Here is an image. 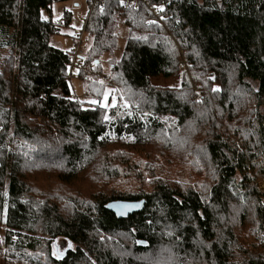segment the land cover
Returning <instances> with one entry per match:
<instances>
[{"label": "trees", "instance_id": "trees-1", "mask_svg": "<svg viewBox=\"0 0 264 264\" xmlns=\"http://www.w3.org/2000/svg\"><path fill=\"white\" fill-rule=\"evenodd\" d=\"M65 1L0 0L4 264H264V0H86L82 61L106 56L114 106L76 70L94 102L71 95L42 17ZM180 51L191 79L154 85Z\"/></svg>", "mask_w": 264, "mask_h": 264}, {"label": "rangeland", "instance_id": "rangeland-1", "mask_svg": "<svg viewBox=\"0 0 264 264\" xmlns=\"http://www.w3.org/2000/svg\"><path fill=\"white\" fill-rule=\"evenodd\" d=\"M88 11L89 8L86 0H68L65 2L55 3L51 6L49 12L42 11V17L44 19H50L53 23L56 24H58L61 20L65 22L62 25V33L51 37L50 45L62 50H66L69 46H71L72 37L81 30L82 22L86 18ZM156 25L162 27L164 26V22L156 17ZM120 30L121 31L118 38V45L119 49L121 50L125 42L126 31L124 28H121ZM172 57L177 61V68L175 73L169 78H158L156 80H153V84L161 88L182 89V77L185 75H187L190 79L192 77L189 70V63L187 62V60H185V57L182 56V51H180V53H175L174 55H172ZM99 63L101 64L100 68L103 70L102 72L106 74V79L98 80L108 86L105 88V96L104 99L100 102V105L114 106L117 103L115 93L112 90L115 85L108 80V65L106 63L105 55L100 58ZM69 87L73 98L94 102V100L90 99L91 95L89 96L87 92H85L84 82L81 78L77 77L76 71H74L73 77L69 80ZM193 91L197 92V87H193ZM57 93L60 94L59 92ZM197 101L198 98L193 99V103H196ZM73 247L74 245L66 242L65 240H62L60 238L56 239L52 243L53 257H58L64 251L73 249ZM4 261L5 260L1 255L0 264H4ZM7 264L15 263L7 262Z\"/></svg>", "mask_w": 264, "mask_h": 264}, {"label": "built area", "instance_id": "built-area-1", "mask_svg": "<svg viewBox=\"0 0 264 264\" xmlns=\"http://www.w3.org/2000/svg\"><path fill=\"white\" fill-rule=\"evenodd\" d=\"M91 4L96 2V0H90ZM128 3V0H124L122 2V5L125 6V4ZM60 23H64L63 20L60 21ZM86 18L83 20L82 25L85 26ZM83 32H78L75 34L74 41L72 42L71 48L66 53V60L70 67V75L68 76L69 79L73 77V71H77L79 73H82L85 76H91L96 77L97 79H106V74H104L102 71H98L95 68L94 64H88L84 63L82 61L83 59Z\"/></svg>", "mask_w": 264, "mask_h": 264}, {"label": "water", "instance_id": "water-1", "mask_svg": "<svg viewBox=\"0 0 264 264\" xmlns=\"http://www.w3.org/2000/svg\"><path fill=\"white\" fill-rule=\"evenodd\" d=\"M140 207V202L113 201L107 204L106 209L118 218H125L137 212Z\"/></svg>", "mask_w": 264, "mask_h": 264}, {"label": "snow or ice", "instance_id": "snow-or-ice-1", "mask_svg": "<svg viewBox=\"0 0 264 264\" xmlns=\"http://www.w3.org/2000/svg\"><path fill=\"white\" fill-rule=\"evenodd\" d=\"M161 11L163 10L162 8L160 9ZM214 91H218L219 89H213ZM69 246H71V245H69Z\"/></svg>", "mask_w": 264, "mask_h": 264}]
</instances>
